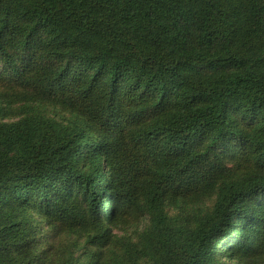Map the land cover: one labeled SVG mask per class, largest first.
Returning <instances> with one entry per match:
<instances>
[{"label": "trees", "instance_id": "obj_1", "mask_svg": "<svg viewBox=\"0 0 264 264\" xmlns=\"http://www.w3.org/2000/svg\"><path fill=\"white\" fill-rule=\"evenodd\" d=\"M225 258L264 264V0H0V264Z\"/></svg>", "mask_w": 264, "mask_h": 264}, {"label": "rangeland", "instance_id": "obj_2", "mask_svg": "<svg viewBox=\"0 0 264 264\" xmlns=\"http://www.w3.org/2000/svg\"><path fill=\"white\" fill-rule=\"evenodd\" d=\"M5 120H7V119H5ZM213 203H214V199L211 198L205 202L203 208H205V210L210 209L212 207ZM167 211L169 212L170 215H176L179 213H181L183 215H187V214H191L194 212V210L192 208L180 209V208H174V207H168ZM148 225H149V217L145 218L139 225L132 227L129 230H127L125 232V234L131 235V240L138 242V241H140L142 232L146 230ZM42 227H43V232H42L43 237L41 238V240H42L41 248H46L50 244H53L54 246L57 247L60 242H70L72 239H74V241L79 242L80 246H81L80 249L76 252V254L79 257H81L82 262L87 261V257H85L83 254L88 249V247H90V248H93V247H91V245H89L86 242L85 236H79V237L71 238V237L64 235V234H56L52 229H49L44 224H42ZM120 233H124V232H120ZM225 260L227 261L228 264H234L231 260H229L227 258H225Z\"/></svg>", "mask_w": 264, "mask_h": 264}]
</instances>
